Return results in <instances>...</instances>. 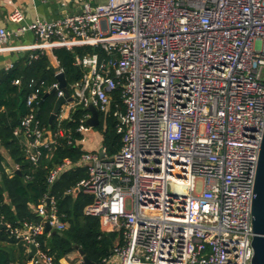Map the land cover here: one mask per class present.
Returning <instances> with one entry per match:
<instances>
[{
  "label": "built area",
  "instance_id": "1",
  "mask_svg": "<svg viewBox=\"0 0 264 264\" xmlns=\"http://www.w3.org/2000/svg\"><path fill=\"white\" fill-rule=\"evenodd\" d=\"M78 2L79 10L52 20L26 21L15 7L9 21L16 28L0 27V47L34 34L37 50L29 59L55 47L102 51L75 57L83 73L66 81L71 99L60 105L54 133L37 118L45 83L30 80L27 111L13 130L23 137L25 156L35 162L41 148L69 136L71 129L60 124L78 106L92 103L107 113L119 89L123 110L113 112L119 150L108 155L102 143L77 161L87 176L76 187L92 197L85 214L117 233L101 264H251V202L264 131V0ZM55 60L56 75L63 69ZM45 89L65 96L57 80ZM90 116L88 110L79 119L77 144L95 129L86 123ZM74 165L69 159L55 164L47 182ZM33 210L39 222L6 227L36 246L31 264H54L37 236L46 221L56 231L66 225L49 194Z\"/></svg>",
  "mask_w": 264,
  "mask_h": 264
},
{
  "label": "trees",
  "instance_id": "2",
  "mask_svg": "<svg viewBox=\"0 0 264 264\" xmlns=\"http://www.w3.org/2000/svg\"><path fill=\"white\" fill-rule=\"evenodd\" d=\"M94 52L102 53L99 47L91 45H76L71 49L53 48L54 56L59 60L68 84L78 80L83 73V69L75 64V57ZM16 78L21 80L20 85L13 84ZM31 79L43 80L45 83L36 101L37 118L53 133L58 129L55 120L52 124L48 121L56 94L51 92L45 96V88L56 80L54 69L49 65L45 54L34 59L25 55L10 71L0 74V264H25L27 245L18 241L6 224L16 227L24 221L39 222L42 218L33 208L48 194L55 198L58 214L66 226L59 231L60 234L44 232L38 235L39 249L51 255L54 264H59L60 259L77 250V246L90 260L101 264L110 254L117 233L106 231L100 217L85 214L84 207L92 201L90 195L81 191L75 196L72 195L78 181L87 176L86 168L77 165L84 150L81 144L75 142L81 139V134L75 129L88 109L78 106L71 119L60 124L61 128L71 129L70 135H58L53 146L41 148L37 161H29L25 156L24 140L15 136L13 130L27 111L26 98L31 92ZM112 99L108 112H99L97 127L108 155L116 153L121 146V135L116 131L118 120L113 114L117 108L123 110L119 89L113 91ZM1 148L10 162L18 166L11 174L5 171L7 161ZM64 159H69L75 165L64 171L54 183L49 184V170Z\"/></svg>",
  "mask_w": 264,
  "mask_h": 264
},
{
  "label": "crops",
  "instance_id": "3",
  "mask_svg": "<svg viewBox=\"0 0 264 264\" xmlns=\"http://www.w3.org/2000/svg\"><path fill=\"white\" fill-rule=\"evenodd\" d=\"M68 5H63V0H13L12 3H8L6 0H0V27H7L9 29L16 28L17 24L9 21V14L15 7H18L25 15L26 21H34L37 19L52 20L58 18L65 12H76L79 10L78 0H66ZM35 36L32 32H25L20 37H13L9 39L6 45L0 47V74L4 71H10L16 63H18L21 58L25 55L33 53L37 49L33 48L35 43ZM45 55H47L49 60V65L54 69L57 66L55 56L52 49H45ZM11 64V69L5 70L7 65ZM91 113V112H90ZM55 120V118H54ZM53 120V121H54ZM56 121V120H55ZM50 130V129H49ZM101 132L97 127L89 133V138L84 137L81 146L84 151H99L102 144ZM23 138V137H21ZM6 156L7 165L4 166L7 173H12L15 169L16 164L10 162L7 158L6 152L1 148ZM80 192V191H78ZM6 201H8L6 199ZM66 225V224H65ZM59 232V231H58ZM117 239V237H116ZM116 239L114 243L116 242ZM113 243V244H114ZM29 246H27L26 252L28 255ZM111 252V250H110ZM14 264H20L18 262ZM25 264H31L30 258H27ZM59 264H82L81 256L78 250H74L68 253L66 256L60 259Z\"/></svg>",
  "mask_w": 264,
  "mask_h": 264
},
{
  "label": "water",
  "instance_id": "4",
  "mask_svg": "<svg viewBox=\"0 0 264 264\" xmlns=\"http://www.w3.org/2000/svg\"><path fill=\"white\" fill-rule=\"evenodd\" d=\"M56 80L59 82V87L63 89L65 96H58L55 99L53 110L48 118L49 124H52L56 113L60 105L66 100V97L69 95L67 89V83L65 79L64 72H60L55 75ZM49 93H46L47 96ZM68 100L71 98L68 97ZM42 100L39 101L41 104ZM88 110L91 112V116L87 119L86 123L94 128L99 125V112L97 108L90 103L88 105ZM53 146V145H52ZM100 156H103L102 150H100ZM79 191L78 187H75L72 191V195L75 196ZM49 199H46L48 203ZM251 215H252V247H253V256L251 264H264V131L262 134V139L260 143V149L258 153L257 166L254 178V187H253V198L251 202ZM45 232H50L51 234L59 233L58 231L51 229L50 224L45 222ZM80 256L82 264H97L96 262L90 260L82 249L76 246ZM29 252L27 258H31L36 253V246L33 243L29 244Z\"/></svg>",
  "mask_w": 264,
  "mask_h": 264
},
{
  "label": "rangeland",
  "instance_id": "5",
  "mask_svg": "<svg viewBox=\"0 0 264 264\" xmlns=\"http://www.w3.org/2000/svg\"><path fill=\"white\" fill-rule=\"evenodd\" d=\"M89 2H91V3H94V1L93 0H88ZM201 186V184L200 183H198V187H200Z\"/></svg>",
  "mask_w": 264,
  "mask_h": 264
}]
</instances>
